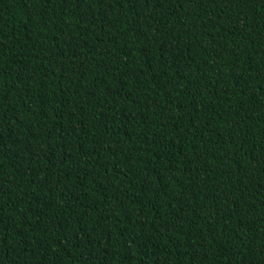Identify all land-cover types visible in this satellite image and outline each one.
<instances>
[{"label":"trees","instance_id":"obj_1","mask_svg":"<svg viewBox=\"0 0 264 264\" xmlns=\"http://www.w3.org/2000/svg\"><path fill=\"white\" fill-rule=\"evenodd\" d=\"M0 264H264V0H0Z\"/></svg>","mask_w":264,"mask_h":264}]
</instances>
